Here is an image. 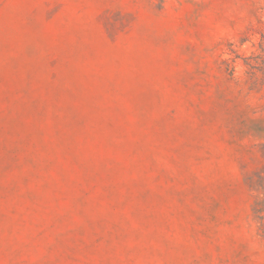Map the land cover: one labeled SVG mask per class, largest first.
<instances>
[{
    "label": "rangeland",
    "instance_id": "obj_1",
    "mask_svg": "<svg viewBox=\"0 0 264 264\" xmlns=\"http://www.w3.org/2000/svg\"><path fill=\"white\" fill-rule=\"evenodd\" d=\"M264 0H0V264H264Z\"/></svg>",
    "mask_w": 264,
    "mask_h": 264
},
{
    "label": "trees",
    "instance_id": "obj_2",
    "mask_svg": "<svg viewBox=\"0 0 264 264\" xmlns=\"http://www.w3.org/2000/svg\"><path fill=\"white\" fill-rule=\"evenodd\" d=\"M259 50L261 54L264 55V37L262 36L259 42ZM243 60V64L247 67L250 71H259L258 69L260 64H264V59L260 54L251 53L249 56L241 58Z\"/></svg>",
    "mask_w": 264,
    "mask_h": 264
}]
</instances>
